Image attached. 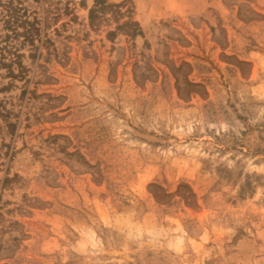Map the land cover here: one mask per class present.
I'll return each instance as SVG.
<instances>
[{
  "label": "rangeland",
  "instance_id": "rangeland-1",
  "mask_svg": "<svg viewBox=\"0 0 264 264\" xmlns=\"http://www.w3.org/2000/svg\"><path fill=\"white\" fill-rule=\"evenodd\" d=\"M124 1L142 36L91 27L93 0L25 2L0 264H264V0Z\"/></svg>",
  "mask_w": 264,
  "mask_h": 264
},
{
  "label": "trees",
  "instance_id": "trees-1",
  "mask_svg": "<svg viewBox=\"0 0 264 264\" xmlns=\"http://www.w3.org/2000/svg\"><path fill=\"white\" fill-rule=\"evenodd\" d=\"M28 0H0V79L25 80L27 69L22 64L24 48L30 52L37 49L40 42V20L25 2ZM39 2V0H31ZM94 4L89 10L88 20L91 27H98L101 22H112L113 30L107 31V38L114 40L118 34L134 39L142 36L137 22L131 17V9L126 1L119 4L108 3L107 0H93ZM109 15V16H107ZM123 18L125 19L124 21ZM44 44V43H43ZM4 88H0V91ZM0 106V119L7 128L14 127L7 121V114ZM6 119V120H5Z\"/></svg>",
  "mask_w": 264,
  "mask_h": 264
}]
</instances>
